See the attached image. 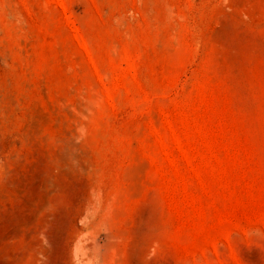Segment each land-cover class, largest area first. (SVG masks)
<instances>
[{
  "label": "rangeland",
  "instance_id": "obj_1",
  "mask_svg": "<svg viewBox=\"0 0 264 264\" xmlns=\"http://www.w3.org/2000/svg\"><path fill=\"white\" fill-rule=\"evenodd\" d=\"M0 264H264V0H0Z\"/></svg>",
  "mask_w": 264,
  "mask_h": 264
}]
</instances>
